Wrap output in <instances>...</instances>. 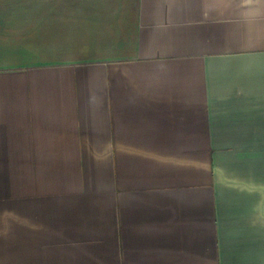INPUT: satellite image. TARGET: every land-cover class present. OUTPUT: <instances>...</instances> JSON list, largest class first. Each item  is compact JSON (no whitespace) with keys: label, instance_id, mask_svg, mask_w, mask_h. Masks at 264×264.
I'll return each instance as SVG.
<instances>
[{"label":"crops","instance_id":"obj_1","mask_svg":"<svg viewBox=\"0 0 264 264\" xmlns=\"http://www.w3.org/2000/svg\"><path fill=\"white\" fill-rule=\"evenodd\" d=\"M0 264H264V0H0Z\"/></svg>","mask_w":264,"mask_h":264},{"label":"rangeland","instance_id":"obj_2","mask_svg":"<svg viewBox=\"0 0 264 264\" xmlns=\"http://www.w3.org/2000/svg\"><path fill=\"white\" fill-rule=\"evenodd\" d=\"M0 216H5V213L3 212V213H0Z\"/></svg>","mask_w":264,"mask_h":264}]
</instances>
